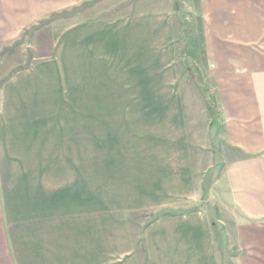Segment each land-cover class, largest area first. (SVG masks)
<instances>
[{"label": "crops", "instance_id": "0c3cea01", "mask_svg": "<svg viewBox=\"0 0 264 264\" xmlns=\"http://www.w3.org/2000/svg\"><path fill=\"white\" fill-rule=\"evenodd\" d=\"M177 1L0 0V264H264V0ZM219 165L232 256L194 208Z\"/></svg>", "mask_w": 264, "mask_h": 264}, {"label": "rangeland", "instance_id": "374dc122", "mask_svg": "<svg viewBox=\"0 0 264 264\" xmlns=\"http://www.w3.org/2000/svg\"><path fill=\"white\" fill-rule=\"evenodd\" d=\"M125 5L129 6V9L136 6V1H128L123 3ZM120 5V4H119ZM176 9L179 12L178 21L180 24V28L186 30V11L184 4L181 0H178L176 3ZM148 6V4H146ZM78 8V7H77ZM110 8V7H109ZM69 10H73L72 7ZM109 10V9H108ZM60 13V12H59ZM57 14V13H56ZM55 13L52 14V16L56 15ZM180 17V18H179ZM109 20H113V18L107 17ZM57 19V18H56ZM153 18H151L152 20ZM52 20V19H51ZM51 20L44 23V29L50 30L55 25V29L57 28L59 31H57L60 41L62 42L59 47L60 49L55 50L54 52L51 51L53 54H50L48 56H44V58H61L63 59L64 63L59 65H51L49 68H53V73L58 72V75H61V79H64L65 84L67 87L72 86V79H73V67H72V29H73V20H72V14H65L63 15V18L58 22L59 24H52ZM131 21V19L129 18ZM49 24V25H48ZM54 29V30H55ZM27 39V38H26ZM153 50H146V54L143 55V62L151 60L153 56ZM169 53V50L166 51ZM119 55V50L114 49L113 50V57L115 58L116 54ZM133 54V53H132ZM130 55L129 59H136L139 62L138 57L135 56V53L133 55ZM119 57V56H118ZM142 57V56H141ZM132 62V60H130ZM130 62V65H131ZM133 63H136L133 61ZM132 65H135L133 64ZM129 65V66H130ZM127 66V64L124 65V68ZM48 68V67H47ZM48 68V69H49ZM117 73H121L122 65H119ZM206 182L208 183V188H206L203 200L200 201V203L196 204L194 208H205L208 209L211 215V218L213 219V225H214V232L216 235H219L222 239L221 242H219V245H221L224 250L230 251L229 256L237 255L240 252H242V249H232V247L228 248L229 246H232V243L229 244V241L226 240L225 236L228 233H233V224L232 219H237V217H242V215L238 214V211L234 208V206L225 199L227 195V190L225 186L222 183L221 178H218L221 176V165L215 168V171H209L206 175ZM218 178V181H217ZM220 179V180H219ZM180 211V210H179ZM154 216V212L152 211H144V213H136V215L140 218H142L144 221L152 220V217ZM237 221V220H236ZM234 221V223L236 222ZM149 223V222H148ZM224 237V238H222ZM227 255V254H226Z\"/></svg>", "mask_w": 264, "mask_h": 264}, {"label": "trees", "instance_id": "16d2710c", "mask_svg": "<svg viewBox=\"0 0 264 264\" xmlns=\"http://www.w3.org/2000/svg\"><path fill=\"white\" fill-rule=\"evenodd\" d=\"M185 41V34H181V37H180V44L183 45ZM180 45V46H181ZM180 59L181 61L183 62H187L188 64H190L191 66V62L188 60V58H186L184 55H181L180 54ZM206 98L208 100V102L214 106L213 102H212V99H211V95H210V92H209V89L207 88V91H206ZM219 112V111H218ZM179 211H174V210H165V211H161L159 213H156L153 217H152V220H156L157 218L159 217H162V216H165V215H173L175 213H178Z\"/></svg>", "mask_w": 264, "mask_h": 264}]
</instances>
